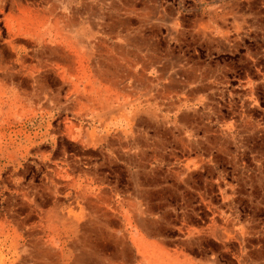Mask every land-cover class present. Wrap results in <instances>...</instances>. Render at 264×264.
Listing matches in <instances>:
<instances>
[{"label": "crops", "instance_id": "0c3cea01", "mask_svg": "<svg viewBox=\"0 0 264 264\" xmlns=\"http://www.w3.org/2000/svg\"><path fill=\"white\" fill-rule=\"evenodd\" d=\"M43 2L56 6L69 39L76 31L82 40V61L74 76L81 91L67 95L78 120L63 117L62 130L77 132L81 143L97 150L91 162L102 168L97 177L84 173L94 182L75 189L72 205H57L61 226L89 218L97 225V211L100 218L101 211L123 210L132 228L128 242L136 249L139 243L154 244L164 253L143 251L147 264H169L161 257L170 254L173 264H264V187L257 182L264 175V121L260 111L252 112L261 108L250 88L239 94V108L228 92L218 91L229 80L231 50L247 49L264 36V0ZM260 53L258 45L247 56L254 60ZM251 80L246 74L237 78L241 86ZM21 114L14 116L17 131L23 126L16 119ZM220 153L227 173L218 183L213 168ZM237 156L244 159L235 166ZM121 166L124 174L118 171ZM9 193L14 199L4 204L0 232L15 235L17 245L12 253L10 239L0 236L1 254L5 248L10 253L0 264H52L57 253L50 244V205L39 203L32 189L15 187ZM214 194L221 219H207L204 225L183 222L187 212L197 215L199 205L213 208ZM170 212L175 223L164 217ZM162 225L180 233L164 235ZM214 226L222 229L219 236L213 235ZM34 243L45 248L44 256L35 252Z\"/></svg>", "mask_w": 264, "mask_h": 264}, {"label": "rangeland", "instance_id": "374dc122", "mask_svg": "<svg viewBox=\"0 0 264 264\" xmlns=\"http://www.w3.org/2000/svg\"><path fill=\"white\" fill-rule=\"evenodd\" d=\"M36 1L37 3L34 5L31 4V2ZM43 4V0L41 2L40 0H17V2L16 0H5L0 10V61L5 65L4 77L0 82V88H3V91H0V214L5 211L4 204L13 203L14 196L9 193V190L15 187H21L25 191L35 190L38 193L39 203L45 207L50 205L47 213L53 218L54 243L50 244L54 252L57 253V258H54L52 264H147L148 260L141 256L143 251L155 255H163L164 253H158L154 244L139 243L136 244L138 247L136 249L133 243L128 242L127 233L132 228L127 224L128 221L124 217L123 210L101 211L100 218L98 216L99 211H97V225L93 219L89 218L87 220L82 219L79 224L73 225L71 222V226H61L60 219L56 217V208L59 205H63V208L72 205L76 188L80 187L81 189L94 182L89 178H87L88 180L85 179L84 173L87 175L94 172L97 177V171L100 170V173L102 168H100L101 164L95 165L91 162L97 159V150H92L81 143L76 136L77 132L71 131L69 133L62 130L63 117H65L66 122V119L78 120L71 115V107L69 108V106L72 104H69V100H67L72 84L77 82L74 74L67 80L63 79L60 69L54 65L55 62H58V54L53 53L52 57L48 47L32 44L29 35L26 33L31 29L28 27L34 20L35 17L33 16L36 15V12H45L50 7V5L45 6ZM20 12H22V16ZM7 13L12 14L13 17ZM7 28L14 31L10 34L6 33ZM19 28L20 31H18ZM14 33L17 34V44L25 49L19 59L16 58L15 54H12L14 52L8 44ZM65 33L67 35L66 31ZM77 35L79 34L75 31L71 39L67 36L68 48H75ZM258 45H260L261 53L254 60L249 59L248 53L251 54L257 50ZM38 60L45 67L38 71L37 79L34 81L28 76L27 68L24 66L37 64ZM252 64H255V67ZM74 66L76 65L74 64ZM76 70L75 74L78 75V69ZM226 70L229 71V80L224 84L220 83L218 91L228 92L229 96L233 98L232 105L234 108H239L240 104L237 101L239 94L243 89L250 88L252 94L255 95L256 107L261 108L252 110V112L257 114L260 111L261 119L264 121V36H261L255 43L249 42L247 49H240L235 46L231 50L228 69L226 68ZM245 74L251 76L252 80L250 83L241 86L238 84L237 78ZM90 87L92 91H95V84H91ZM240 97L242 98V96ZM21 110V116H16V119L23 126L20 131H17L13 129L15 126L14 116ZM79 121L84 122L85 119L81 118ZM35 125L38 126L36 131L33 128L29 129V126L34 127ZM262 126L260 149L264 153V123ZM21 148L25 151L23 154L20 152ZM243 156L242 159H244ZM241 158L239 156L235 158V166L240 163ZM217 161L213 168L214 181L221 183L222 173H227V165L225 166L221 153L218 155ZM244 162L247 166L252 164L248 160H244ZM84 164H86L85 172L81 169ZM106 166L108 169L110 168V164H106ZM122 167L121 169L118 168L120 174H124ZM208 169L210 170V168ZM257 182H260L261 186L264 187V175L257 178ZM199 185H201L200 180ZM210 200L213 202V208L205 204L199 205L197 215L195 216L193 213L190 215L187 212L183 222L191 221L198 225H204L207 219L213 220V222L221 219L220 200L216 194L211 195ZM25 202L26 200H22L21 205H19L22 206V210L26 208L23 205ZM14 205L19 208L17 203L12 206ZM12 211L11 208V213H13ZM164 217L170 223L177 221L171 212ZM25 219L29 222V215ZM25 224L29 225L26 222ZM171 226L162 225V233L169 236L180 233L176 228L171 229ZM134 231L140 233L137 229ZM24 232H28V230H24ZM221 233L222 229L214 226L213 235L219 236ZM1 235V240L2 238L10 239V251L13 253L17 245L14 241L15 235L5 231L0 232ZM28 238L29 236L25 237V241H29ZM1 245L4 246L3 243ZM216 246L215 240L214 247ZM32 247L39 256H44L45 248L41 244L34 243ZM5 249L2 254L0 252V263H2L3 257L6 258L10 254L9 252L4 253ZM165 256L161 257L164 263H174V255L170 254L168 258ZM43 262L44 260H41V264ZM5 263H9V261ZM39 263L36 262V264ZM23 264L25 263L23 262ZM154 264H157V260Z\"/></svg>", "mask_w": 264, "mask_h": 264}, {"label": "bare ground", "instance_id": "6f19581e", "mask_svg": "<svg viewBox=\"0 0 264 264\" xmlns=\"http://www.w3.org/2000/svg\"><path fill=\"white\" fill-rule=\"evenodd\" d=\"M4 1L5 0H0V10L2 9L1 6H2ZM16 2H17V0H16ZM15 5H17V3H15ZM12 10H13V8H12ZM20 13H22V12H20ZM7 14H10V13H7ZM29 14H31V13H29ZM10 15L12 16V14H10ZM7 16H9V15H7ZM33 17H35V18H33ZM33 17H31V18H33L34 20L31 21V24L28 27L29 29L30 28L31 29L26 31L27 35H29V40H31L32 44H37L38 46H46V47H48L49 53L51 54L52 57H53V53H55V54L57 53L58 54V56H59L58 62H55L54 65L58 69H60L61 76H62L63 79L67 80L73 74H74V76H77L75 74V71H77L76 69H78V66L80 65V61H82V56H83V51H82V48H81V46H82L81 36L77 35L76 42H75V48H72V47L68 48L67 47V41H66L67 35L65 33L64 18H63V16L61 14L55 13V5L54 4H51L50 7H48L47 11H45V12L37 11L36 15H34ZM1 19L3 20V18H1ZM8 26L11 27L9 24H8ZM12 27H13V25H12ZM13 31L14 30H11L10 28H7V32L6 33L10 34ZM18 31H20V28L18 29ZM4 34H5V32H4ZM12 36L13 37L11 38V40L8 41V44H9V46H11V48H12V50L14 52L12 54H15L16 58L19 59V58H21V53L25 49L21 45L17 44V42H16L17 34L14 33ZM26 48H28V47H26ZM27 54H29V53H27ZM51 56L49 55V57H51ZM72 56H73V58H72ZM39 59H43V58H39ZM43 61H46V60H43ZM20 63L23 64L22 61H20ZM74 64L76 66H74ZM19 67H20V65H19ZM24 67L27 68L28 76L32 80L36 81V79H37V77H36L37 75L36 74L38 73V71L40 69H42L45 66H44V64L41 61L38 60L37 64H29L28 66H24ZM4 69H5V65H3L2 61H0V82L2 80V77H4V75H3L4 71H5ZM69 83H70V81H69ZM76 83L72 84L73 86H72V89L70 90V94L71 93L73 95L74 94H80L81 90L79 89V87L77 86ZM0 91H3L2 87L0 88Z\"/></svg>", "mask_w": 264, "mask_h": 264}]
</instances>
